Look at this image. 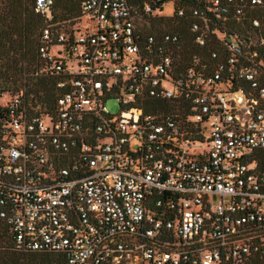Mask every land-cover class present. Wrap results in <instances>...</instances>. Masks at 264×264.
Here are the masks:
<instances>
[{"label": "built area", "instance_id": "1", "mask_svg": "<svg viewBox=\"0 0 264 264\" xmlns=\"http://www.w3.org/2000/svg\"><path fill=\"white\" fill-rule=\"evenodd\" d=\"M30 1L46 23L39 58L62 93L51 110L24 90L0 94L12 247L65 264L264 256V0H81L85 30L53 22L55 0ZM162 17L187 23L201 51L150 33Z\"/></svg>", "mask_w": 264, "mask_h": 264}, {"label": "trees", "instance_id": "2", "mask_svg": "<svg viewBox=\"0 0 264 264\" xmlns=\"http://www.w3.org/2000/svg\"><path fill=\"white\" fill-rule=\"evenodd\" d=\"M81 0H55L53 22L77 19ZM142 6L146 0H130ZM56 9L60 13L55 12ZM152 29L157 35L161 18H153ZM173 28L180 37L183 49L189 54L199 53L188 33V24ZM186 25V26H185ZM46 26L43 17L34 13L30 0H0V94H17L24 90L26 99L42 109L51 110L62 93L56 88L59 77L44 72L45 64L38 55L42 30ZM151 33V32H150ZM43 71V72H41ZM40 72L39 75L35 73ZM164 105V103H162ZM64 254L50 252L18 251L12 247V237L0 223V264H65ZM249 264H264V256L256 255Z\"/></svg>", "mask_w": 264, "mask_h": 264}, {"label": "rangeland", "instance_id": "3", "mask_svg": "<svg viewBox=\"0 0 264 264\" xmlns=\"http://www.w3.org/2000/svg\"><path fill=\"white\" fill-rule=\"evenodd\" d=\"M173 1H168L164 8H163V14L165 16H169V15H172L173 13ZM55 12L57 14L60 13V10L59 9H56ZM163 19L161 21H156V22H160V26H159V29L160 31L162 32H170V33H176V32H173L172 29L173 28H180L183 26V20H180V19H176V18H169V17H162ZM152 23H153V20H150L149 22V31L151 33H157L156 31H154L152 29ZM92 26V23L90 22L89 18L87 16H83L81 18V21H79V18L77 19H72V18H69V19H65L63 21H59V27H62L63 30H70V29H81V30H85V29H88ZM186 26V25H185ZM56 49H53V52H55ZM5 95L8 94V93H4ZM107 109L109 110L110 113L112 114H117L118 111H119V106L118 104L114 101V100H111V101H108L107 102Z\"/></svg>", "mask_w": 264, "mask_h": 264}, {"label": "water", "instance_id": "4", "mask_svg": "<svg viewBox=\"0 0 264 264\" xmlns=\"http://www.w3.org/2000/svg\"><path fill=\"white\" fill-rule=\"evenodd\" d=\"M165 0H162V1H159V2H157V4H161V3H163Z\"/></svg>", "mask_w": 264, "mask_h": 264}]
</instances>
